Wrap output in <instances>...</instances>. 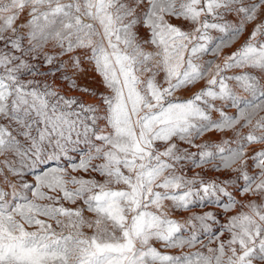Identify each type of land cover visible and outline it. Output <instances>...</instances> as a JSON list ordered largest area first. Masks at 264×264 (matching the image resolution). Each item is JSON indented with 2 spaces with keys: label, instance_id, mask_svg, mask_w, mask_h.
I'll list each match as a JSON object with an SVG mask.
<instances>
[{
  "label": "snow or ice",
  "instance_id": "1",
  "mask_svg": "<svg viewBox=\"0 0 264 264\" xmlns=\"http://www.w3.org/2000/svg\"><path fill=\"white\" fill-rule=\"evenodd\" d=\"M0 264H264V0H0Z\"/></svg>",
  "mask_w": 264,
  "mask_h": 264
},
{
  "label": "rangeland",
  "instance_id": "2",
  "mask_svg": "<svg viewBox=\"0 0 264 264\" xmlns=\"http://www.w3.org/2000/svg\"><path fill=\"white\" fill-rule=\"evenodd\" d=\"M239 43H240V42L238 41L237 44L233 46V49H232V50H234V48L237 47V46L239 45ZM148 50H154V49L149 48ZM84 67H85V69H87V71H86L85 73L79 75L78 77H77V76H74V77H73V78L77 79V83L80 84V85H83V86L89 87V88L97 89V90L100 91V92L105 91L103 85L100 83V79H101V78H100V77H99L94 71L91 70L90 65L85 64ZM243 71H252L253 74L259 75L258 70L239 69V68H237V69H232L228 74H229V75L240 74V73L243 72ZM68 72H69V74H72L73 70H72L71 68H69V69H68ZM161 76H162V74H161ZM229 83H230L234 88H236V83H235V81H230ZM200 86H201V85H197V88H199ZM64 87H65V89H67V87H68L66 82H65V84H64ZM236 90H237L238 92L240 91L238 88H237ZM191 91H195V89H193V90H185V91H183V92H181V93H178V94H179L182 98H187L188 96L191 95ZM72 94L80 95L81 93H79V92H73ZM241 94H244V93H241ZM85 98H86V99H92L91 97H87V96H86ZM211 135H212V138H213V139H219V137H218L217 134H211ZM229 135H230V134H229ZM210 175H211V173H210ZM194 211H199V209H194ZM187 214H188V213H180V212H177V213H175L174 215H175L177 218H179V217H181V216H183V215H187ZM89 215H90V214H89ZM86 231H89V232H90V230H86ZM156 247L160 248L161 245L157 242V243H156ZM162 250H164V251H170V252H179V251H180L179 249H162ZM185 251H187V249H185Z\"/></svg>",
  "mask_w": 264,
  "mask_h": 264
}]
</instances>
